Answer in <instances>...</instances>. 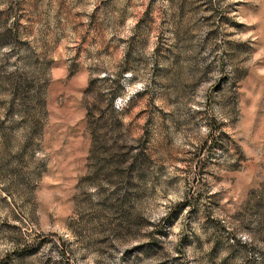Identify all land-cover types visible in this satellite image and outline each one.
Here are the masks:
<instances>
[{"label":"rangeland","instance_id":"obj_1","mask_svg":"<svg viewBox=\"0 0 264 264\" xmlns=\"http://www.w3.org/2000/svg\"><path fill=\"white\" fill-rule=\"evenodd\" d=\"M0 264H264V0H0Z\"/></svg>","mask_w":264,"mask_h":264}]
</instances>
